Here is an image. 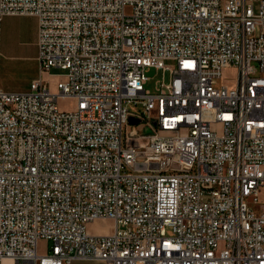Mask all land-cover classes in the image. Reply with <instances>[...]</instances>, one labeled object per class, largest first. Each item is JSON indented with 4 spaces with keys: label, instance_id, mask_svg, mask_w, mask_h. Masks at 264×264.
<instances>
[{
    "label": "built area",
    "instance_id": "obj_1",
    "mask_svg": "<svg viewBox=\"0 0 264 264\" xmlns=\"http://www.w3.org/2000/svg\"><path fill=\"white\" fill-rule=\"evenodd\" d=\"M7 15L37 18L39 73L0 81V264H264V0H0V32Z\"/></svg>",
    "mask_w": 264,
    "mask_h": 264
},
{
    "label": "rangeland",
    "instance_id": "obj_2",
    "mask_svg": "<svg viewBox=\"0 0 264 264\" xmlns=\"http://www.w3.org/2000/svg\"><path fill=\"white\" fill-rule=\"evenodd\" d=\"M35 18L32 16L11 17L6 16L2 21V52L5 55L17 56L15 72L3 74V79L10 80L15 86H23L25 90L28 88L30 81L38 74L36 73L37 64L32 57L37 55V43L34 37ZM19 24L23 28V32L19 37L13 36L11 27ZM62 73L60 69H51V71L44 73V78L47 80L48 87L53 91L56 90V82L59 75ZM37 74V75H36ZM149 80L145 84V88L151 92H155V82L165 76V80L169 78V72H162L161 69L150 68L147 71ZM264 76V71L260 73ZM237 76L236 67H228L222 71L221 82L227 84L230 88L235 86ZM75 102L70 99L59 98L57 106L60 110H69L74 106ZM91 232H108L111 229V221H95L88 225ZM169 232V231H168ZM39 252L47 248L46 240L39 241ZM87 264H102L96 262H89Z\"/></svg>",
    "mask_w": 264,
    "mask_h": 264
},
{
    "label": "crops",
    "instance_id": "obj_3",
    "mask_svg": "<svg viewBox=\"0 0 264 264\" xmlns=\"http://www.w3.org/2000/svg\"><path fill=\"white\" fill-rule=\"evenodd\" d=\"M7 16L22 17L21 15H7ZM5 17L6 16L3 17L2 21L4 20ZM32 17L35 18V20H36V23L34 25V37H35L36 43H37L38 20H37V18L35 16H32ZM1 30H2V22H1ZM11 31H12L13 36L19 37L22 34V32H23V28H22V26L17 24L15 26L11 27ZM1 32H0V54H1V59H0V81H1V86L6 91H24L25 87H23V86H15L14 84H12V82L10 80L3 79V74L6 73V71L9 72V74L15 72L14 70L16 68V63L15 62L17 61V56H15V55H5L2 52ZM32 58L34 59V61L37 64L36 73L38 74L39 73L38 48H37V55H35ZM89 262L108 264L107 262H105L103 260H99V259H73L69 263H66V264H87Z\"/></svg>",
    "mask_w": 264,
    "mask_h": 264
},
{
    "label": "water",
    "instance_id": "obj_4",
    "mask_svg": "<svg viewBox=\"0 0 264 264\" xmlns=\"http://www.w3.org/2000/svg\"><path fill=\"white\" fill-rule=\"evenodd\" d=\"M128 121L131 124H137L139 122V119L130 116Z\"/></svg>",
    "mask_w": 264,
    "mask_h": 264
}]
</instances>
